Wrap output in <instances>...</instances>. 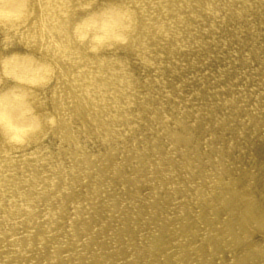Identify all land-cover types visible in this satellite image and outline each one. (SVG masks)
<instances>
[{
  "label": "bare ground",
  "instance_id": "obj_1",
  "mask_svg": "<svg viewBox=\"0 0 264 264\" xmlns=\"http://www.w3.org/2000/svg\"><path fill=\"white\" fill-rule=\"evenodd\" d=\"M0 264H264V0H0Z\"/></svg>",
  "mask_w": 264,
  "mask_h": 264
}]
</instances>
